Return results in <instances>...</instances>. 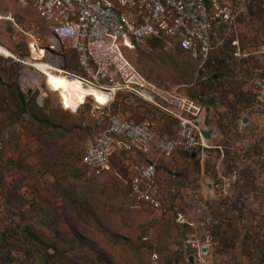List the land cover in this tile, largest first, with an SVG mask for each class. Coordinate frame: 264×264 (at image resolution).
I'll list each match as a JSON object with an SVG mask.
<instances>
[{
	"label": "rangeland",
	"instance_id": "374dc122",
	"mask_svg": "<svg viewBox=\"0 0 264 264\" xmlns=\"http://www.w3.org/2000/svg\"><path fill=\"white\" fill-rule=\"evenodd\" d=\"M7 11L19 18L24 30L34 23L36 37L48 44V25L31 6L21 8L15 2L0 0V14ZM235 13L236 29L216 41L219 44L210 58L224 56L231 69L220 73L214 84L213 68L208 69L207 62L181 52L162 46L152 52L146 48L125 51L148 80L193 101L196 114L206 116L200 98L212 106L211 125L217 134L211 145L233 154L237 172L235 177L227 169L231 187L224 188L221 197L216 191L206 201L197 185L200 173L192 171L193 162L177 151L171 160L159 162L156 183L160 211L133 208L126 196V163L155 160L154 151L116 154L108 172L87 175L82 166L85 141L102 127L89 116L92 99L87 98L73 114L46 76L0 55V264H148L154 252L163 262L172 263L185 250L188 236L201 242L209 239L216 264H262L264 3L245 0ZM15 31L14 26L2 22L0 45L11 54L23 51L29 58L26 46L14 48L10 37ZM23 39L26 42L28 37L23 35ZM52 41L56 50L35 48L47 56L41 60L63 69L62 57L67 56L66 69L81 74L72 44ZM233 41H238L246 57H234L237 49ZM213 88L218 89L217 95ZM240 89L247 96L241 98L245 101L238 116H248L251 125L246 134L240 126L234 128L236 137H231L229 109ZM106 101L107 95L99 104ZM25 107L32 117L20 123ZM120 108L125 117L148 113L143 102L132 98L123 99ZM162 124L160 121L159 129Z\"/></svg>",
	"mask_w": 264,
	"mask_h": 264
},
{
	"label": "built area",
	"instance_id": "2783aa9c",
	"mask_svg": "<svg viewBox=\"0 0 264 264\" xmlns=\"http://www.w3.org/2000/svg\"><path fill=\"white\" fill-rule=\"evenodd\" d=\"M244 1L6 0L7 3H17L21 8L31 6L43 17L51 35L46 36L48 44L45 45L36 37L38 27L30 23L24 30L12 11L0 14V24L5 22L15 27L16 31L10 37L14 48H28L29 58L23 51L13 58L24 66H29L25 60L34 57L35 48L46 52L56 50L52 40L59 44L66 41L72 44L81 74L68 71L66 65L62 70L67 76L78 78L84 85L93 86L107 95L105 105L91 98L89 116L102 127L100 133L85 141L82 156L85 172L89 176L104 174L110 170L116 154L122 156L151 149L156 154L155 160L126 163V196L133 208L160 211L162 206L156 183L159 162L171 160L177 151L204 157L208 149V140L202 135L206 130V116L195 113L194 103L189 98H182L148 80L125 51L146 48L152 52V43L157 41L165 50L178 51L194 60L208 62L219 44L216 41L223 33L236 29L235 8ZM23 35L28 37L26 42ZM238 45V41H233L237 49L233 55L242 59L247 55H242ZM63 59L66 64L64 56ZM121 97L122 100L136 99L152 107L156 112L155 118L135 121L125 117L121 113ZM30 117L29 113L23 114L20 123L29 121ZM162 118L178 122L173 139L160 135L158 124ZM210 183L213 181L206 177L200 181L204 196L213 194L214 188L210 190ZM179 217L182 218L181 215ZM184 247L180 262H163L154 252L148 264H191L190 257L193 264H216L209 239L201 242L194 236H188Z\"/></svg>",
	"mask_w": 264,
	"mask_h": 264
},
{
	"label": "flooded vegetation",
	"instance_id": "af4514ba",
	"mask_svg": "<svg viewBox=\"0 0 264 264\" xmlns=\"http://www.w3.org/2000/svg\"><path fill=\"white\" fill-rule=\"evenodd\" d=\"M225 73H228V72H225ZM217 76H218L217 74L214 76V81L217 80V78H218ZM218 79H220V78H218ZM246 93L247 92H244V91H242V89H240L239 94L241 96L238 95V99L236 100L235 104L232 106V108L229 109L230 114H231V120H230L231 124L229 125L228 132L231 135V137H236V132H235L234 128L240 126V130L242 131L241 133L246 134L247 128L251 125V119L248 116H238L240 110L241 111L243 110V106H244L243 101H245V100H241V98H245L247 96ZM214 94L217 95L218 93L216 92ZM254 97L256 99L259 98L257 96H254ZM239 104H240V106H239ZM211 107L206 106V108L210 109V115H209V117H210V129L212 132L211 139L208 140V149L205 151V153L203 155L204 157H202V156L198 157L196 154L193 157V159H195L196 161H199V164H200V167H199L200 178L198 180L197 185L199 187V193H201L200 195L206 201H210L211 196L210 195L204 196L200 190L201 189L200 181L202 180L203 177L210 178L213 181V183L209 184L210 190H211V187L214 188L213 195H216L215 194L216 191L217 192L220 191L219 197H221L222 196L221 191H223L224 188L229 189L231 187V178L226 177V175H225L226 170L227 169L232 170V175L234 174L235 177L237 175L235 167L233 166L234 164L232 162L233 154H232V156H229V155H227V152L226 153L224 152V150L221 146L211 145L212 141L216 138V134H217L216 130L213 129V127L211 125V120H212L211 119ZM248 109L249 108H245L244 110H248ZM252 111H253V109L251 110V112ZM247 112H250V110ZM261 149L263 150V154H264V145H263V148H261ZM245 159H246V157L243 158V161ZM226 161L229 162V164L226 163ZM228 165L231 166V168H228L229 167ZM207 174L212 175L215 178H212ZM221 187H223V188H221Z\"/></svg>",
	"mask_w": 264,
	"mask_h": 264
},
{
	"label": "bare ground",
	"instance_id": "6f19581e",
	"mask_svg": "<svg viewBox=\"0 0 264 264\" xmlns=\"http://www.w3.org/2000/svg\"><path fill=\"white\" fill-rule=\"evenodd\" d=\"M11 53L12 52L7 51L0 45L1 56L13 59L15 57V54L13 53V55ZM33 56L34 57L31 60L26 59V63L46 76L47 79L54 84L55 89L59 91L60 95L63 97L65 107L69 112L76 114L82 103L86 101L87 98H92L99 103L105 97L106 94L100 92L95 87L86 86L78 78H71L67 76L62 69L55 68L49 63L41 60L47 57L44 53H39V51L35 50L33 52ZM34 59L41 60L42 62L34 61ZM211 193H213V191Z\"/></svg>",
	"mask_w": 264,
	"mask_h": 264
},
{
	"label": "trees",
	"instance_id": "16d2710c",
	"mask_svg": "<svg viewBox=\"0 0 264 264\" xmlns=\"http://www.w3.org/2000/svg\"><path fill=\"white\" fill-rule=\"evenodd\" d=\"M263 3H264V0H261ZM224 34V33H223ZM222 34V35H223ZM158 46H161V44H160V42H157V41H154L153 43H152V47L153 48H157ZM243 51H244V48H243ZM24 57V56H23ZM65 57V63H66V68H67V65H68V58H67V56H64ZM226 62H227V58H225L224 56H223V58L222 57H219V58H217V59H215V60H209L207 63H205V65H206V67L209 69V68H213V71H212V76H211V82L214 84V76L217 74V75H219L220 73H222L223 71H229L231 68L229 67V66H227V64H226ZM211 63L212 64H216V66L215 67H211ZM217 88H213V90L212 91H214V92H216L215 90H216ZM218 90V89H217ZM22 100H25L24 98H22ZM199 101H200V103L201 104H203V106H208L209 105V103L208 102H206V101H204L202 98H200L199 99ZM141 102V101H140ZM208 103V104H207ZM210 103H212V105H214V102H210ZM145 104V103H144ZM146 105V109H148V113L146 114V115H138V116H129L132 120H135V121H137V120H142V119H144V118H148V119H153V118H155V116H156V112H155V110L152 108V107H150V106H148L147 104H145ZM210 106V105H209ZM26 113H29L30 114V116L32 117V115H31V113L28 111V109L25 107L24 109H23V112H22V115L23 114H26ZM21 115V116H22ZM161 122H163V124H162V126H161V128L159 129V133H160V135H162V136H167L168 138H174V135H175V132H176V127H177V125H178V122L176 121V120H172V119H167V118H162L161 120H160ZM186 156H187V158H188V160H190V161H192L193 163L191 164V166H192V171H194V172H199V167H200V164H199V161H196L195 159H193L192 157H191V155H189V154H186ZM185 228H187V227H189V225H186V226H184ZM182 256H183V252H180V255H179V257L178 258H175V260H174V262H180L181 261V258H182ZM170 262V261H169ZM262 264H264V253H263V259H262Z\"/></svg>",
	"mask_w": 264,
	"mask_h": 264
},
{
	"label": "water",
	"instance_id": "95a60500",
	"mask_svg": "<svg viewBox=\"0 0 264 264\" xmlns=\"http://www.w3.org/2000/svg\"><path fill=\"white\" fill-rule=\"evenodd\" d=\"M209 115H210V109L206 108V117H205V121H204V125H205L206 130L202 131V135L206 140H210L211 134H212L211 129H210V117H209ZM194 156H195V154L191 155L192 158ZM189 262L191 264H193V258L192 257L189 258Z\"/></svg>",
	"mask_w": 264,
	"mask_h": 264
},
{
	"label": "crops",
	"instance_id": "0c3cea01",
	"mask_svg": "<svg viewBox=\"0 0 264 264\" xmlns=\"http://www.w3.org/2000/svg\"><path fill=\"white\" fill-rule=\"evenodd\" d=\"M54 43V41L52 42V44ZM56 47V46H55ZM52 65V64H51ZM64 65H66V64H64V59H63V57H62V64H61V66L63 67ZM54 66V65H53ZM54 67H56V66H54ZM56 68H58V67H56Z\"/></svg>",
	"mask_w": 264,
	"mask_h": 264
}]
</instances>
